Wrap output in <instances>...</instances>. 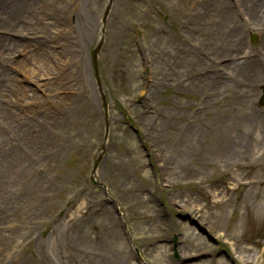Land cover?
I'll return each mask as SVG.
<instances>
[{"label": "rangeland", "instance_id": "rangeland-1", "mask_svg": "<svg viewBox=\"0 0 264 264\" xmlns=\"http://www.w3.org/2000/svg\"><path fill=\"white\" fill-rule=\"evenodd\" d=\"M106 3L0 0V264H264V0H113L97 179L120 215L89 181ZM226 129L249 149L213 151Z\"/></svg>", "mask_w": 264, "mask_h": 264}, {"label": "bare ground", "instance_id": "bare-ground-1", "mask_svg": "<svg viewBox=\"0 0 264 264\" xmlns=\"http://www.w3.org/2000/svg\"><path fill=\"white\" fill-rule=\"evenodd\" d=\"M253 4L258 7L259 0H253ZM254 121L260 122V118L258 116H254L250 118L245 117V118L240 119V123H243V124H251ZM160 122L163 123L162 121ZM253 141H254V136L251 135L249 130L237 131V133L228 134V130L226 129L220 134V136L212 137L210 144H211V148L213 151H215L218 154H223L225 157H227V156H230L231 153H235V152L241 153V152L247 151L250 147V144ZM181 157H182V152L177 151V153L174 155L172 164L179 163ZM250 182L256 183V181L253 179ZM257 184L264 185V176H263V179H258ZM256 185H254V187H256Z\"/></svg>", "mask_w": 264, "mask_h": 264}, {"label": "water", "instance_id": "water-1", "mask_svg": "<svg viewBox=\"0 0 264 264\" xmlns=\"http://www.w3.org/2000/svg\"><path fill=\"white\" fill-rule=\"evenodd\" d=\"M99 47H100V44L98 45L97 49H96L95 51H93L94 67H95V76H96L98 82H99V77H98V73H97V69H96L95 53H96V51L99 49ZM103 106L105 107L104 104H103Z\"/></svg>", "mask_w": 264, "mask_h": 264}]
</instances>
